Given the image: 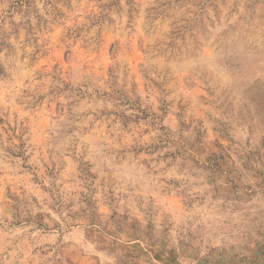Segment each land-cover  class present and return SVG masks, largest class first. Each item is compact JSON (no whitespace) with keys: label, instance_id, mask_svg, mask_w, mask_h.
Wrapping results in <instances>:
<instances>
[{"label":"rangeland","instance_id":"obj_1","mask_svg":"<svg viewBox=\"0 0 264 264\" xmlns=\"http://www.w3.org/2000/svg\"><path fill=\"white\" fill-rule=\"evenodd\" d=\"M0 264H264V0H0Z\"/></svg>","mask_w":264,"mask_h":264}]
</instances>
